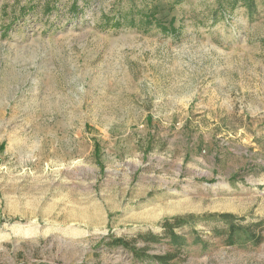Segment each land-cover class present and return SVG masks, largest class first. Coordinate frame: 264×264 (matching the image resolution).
<instances>
[{
    "label": "rangeland",
    "instance_id": "374dc122",
    "mask_svg": "<svg viewBox=\"0 0 264 264\" xmlns=\"http://www.w3.org/2000/svg\"><path fill=\"white\" fill-rule=\"evenodd\" d=\"M253 1L0 0V264H264V230L231 245L201 217L264 229ZM146 4L177 33L146 29Z\"/></svg>",
    "mask_w": 264,
    "mask_h": 264
},
{
    "label": "trees",
    "instance_id": "16d2710c",
    "mask_svg": "<svg viewBox=\"0 0 264 264\" xmlns=\"http://www.w3.org/2000/svg\"><path fill=\"white\" fill-rule=\"evenodd\" d=\"M248 2L246 3L247 6L251 9L254 6V1L253 0H247ZM54 7H48L47 9L49 11H52ZM73 8L77 9L76 5H73ZM254 8V7H253ZM133 12H139L142 16V19L144 20V26L146 29H148L147 27L152 26L153 24H155L156 26H159L161 30L165 31L166 33H177V28L175 27V19L172 18L171 21L169 22V24L167 25L166 23H163L160 19H158L156 17L157 14V9L155 8H150L148 4H146V9L145 10H139L135 7V9L132 10ZM135 13H133L134 15ZM109 19V18H108ZM134 19V17H133ZM124 21L125 19L123 17L120 18H115L114 24L113 26L116 28H120L124 25ZM107 22V20H106ZM195 217H199L198 215H194V214H189V215H184V216H175L172 218H165L162 222H161V226L163 227V229L165 230V232L167 234H169L170 236H174L175 235V229L177 228H182L185 227L189 222L187 219L191 218H195ZM201 217L205 218V219H212L213 217H217L215 220H220L222 222H225L227 225V236H226V241L228 244L233 245L235 243V235L237 233H241V232H248L251 239L253 240V242H255V244H259L263 241V236H262V232H263V222L259 221V222H253L250 224H239L237 223V219H239V221L243 222L245 220V217H237L236 215L232 214V213H209V214H203ZM254 228H259L260 233L256 234L253 229ZM142 236V235H141ZM143 237L145 238V240L147 242L150 241H157V236L153 233H146L143 234ZM110 246H115V245H123L126 248H130L129 244L127 241L122 240L120 238L113 240L110 244ZM176 257V255L174 254H169L166 256H161V257H157L158 259H160L161 261H163L164 264H167L168 261L174 259Z\"/></svg>",
    "mask_w": 264,
    "mask_h": 264
},
{
    "label": "built area",
    "instance_id": "2783aa9c",
    "mask_svg": "<svg viewBox=\"0 0 264 264\" xmlns=\"http://www.w3.org/2000/svg\"><path fill=\"white\" fill-rule=\"evenodd\" d=\"M0 160H1V152H0Z\"/></svg>",
    "mask_w": 264,
    "mask_h": 264
}]
</instances>
